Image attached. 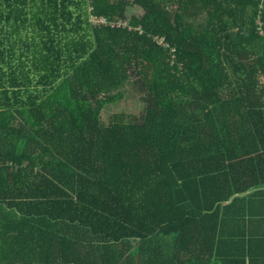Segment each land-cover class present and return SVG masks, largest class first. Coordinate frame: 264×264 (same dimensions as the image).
Instances as JSON below:
<instances>
[{
  "label": "trees",
  "instance_id": "trees-1",
  "mask_svg": "<svg viewBox=\"0 0 264 264\" xmlns=\"http://www.w3.org/2000/svg\"><path fill=\"white\" fill-rule=\"evenodd\" d=\"M263 79L264 0H0V264H248Z\"/></svg>",
  "mask_w": 264,
  "mask_h": 264
},
{
  "label": "crops",
  "instance_id": "crops-1",
  "mask_svg": "<svg viewBox=\"0 0 264 264\" xmlns=\"http://www.w3.org/2000/svg\"><path fill=\"white\" fill-rule=\"evenodd\" d=\"M251 204L244 237L246 258L248 264H264V187L252 198Z\"/></svg>",
  "mask_w": 264,
  "mask_h": 264
},
{
  "label": "rangeland",
  "instance_id": "rangeland-1",
  "mask_svg": "<svg viewBox=\"0 0 264 264\" xmlns=\"http://www.w3.org/2000/svg\"><path fill=\"white\" fill-rule=\"evenodd\" d=\"M128 1L132 2L133 0H128ZM133 11H135L134 13L138 15L141 13V11L137 9H134ZM95 22H98V20H95ZM142 110H143L142 104H140L138 101H134L129 96V99L127 100V102H122L121 104L117 106H114V107L110 106L106 108L104 112L102 113V121L105 124H107L109 121V118H111L115 114H121V113L124 115H128V116L133 115L136 118H139Z\"/></svg>",
  "mask_w": 264,
  "mask_h": 264
},
{
  "label": "built area",
  "instance_id": "built-area-1",
  "mask_svg": "<svg viewBox=\"0 0 264 264\" xmlns=\"http://www.w3.org/2000/svg\"><path fill=\"white\" fill-rule=\"evenodd\" d=\"M99 22V21H98Z\"/></svg>",
  "mask_w": 264,
  "mask_h": 264
}]
</instances>
